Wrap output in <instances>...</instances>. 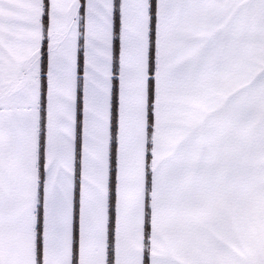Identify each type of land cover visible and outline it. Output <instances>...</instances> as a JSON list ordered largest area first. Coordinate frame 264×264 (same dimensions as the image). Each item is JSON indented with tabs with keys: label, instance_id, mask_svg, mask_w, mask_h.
<instances>
[{
	"label": "snow or ice",
	"instance_id": "6c2138e0",
	"mask_svg": "<svg viewBox=\"0 0 264 264\" xmlns=\"http://www.w3.org/2000/svg\"><path fill=\"white\" fill-rule=\"evenodd\" d=\"M0 264H264V0H0Z\"/></svg>",
	"mask_w": 264,
	"mask_h": 264
}]
</instances>
